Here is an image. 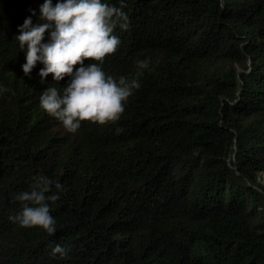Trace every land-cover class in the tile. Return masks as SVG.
<instances>
[{"label":"trees","instance_id":"trees-1","mask_svg":"<svg viewBox=\"0 0 264 264\" xmlns=\"http://www.w3.org/2000/svg\"><path fill=\"white\" fill-rule=\"evenodd\" d=\"M44 2L0 0V264H264V0H125L103 69L151 66L118 122L76 133L40 107L70 78L22 69ZM38 175L65 189L53 235L9 219Z\"/></svg>","mask_w":264,"mask_h":264},{"label":"clouds","instance_id":"clouds-1","mask_svg":"<svg viewBox=\"0 0 264 264\" xmlns=\"http://www.w3.org/2000/svg\"><path fill=\"white\" fill-rule=\"evenodd\" d=\"M119 5L104 0H64L53 6L52 0H45L39 22L33 25L31 17L27 18L15 37L20 49L26 51V63L22 65L25 76H30L40 62L44 65L39 72L42 83L50 74L58 84L70 78L62 91L48 87L40 96V107L70 133H76L85 121L102 126L118 122L151 66L149 57L137 59V70L129 76L114 77L104 71L105 58L114 54L121 43L114 34L116 29L127 30L130 25L125 0H119ZM46 33H50V40L43 43ZM86 60L95 62L85 66ZM9 91L0 87V93ZM116 131L119 134L122 129ZM64 191L57 180L46 175L34 177L31 191L14 195L21 211L9 219L23 228L39 227L53 235L57 222L50 214V202L59 200ZM69 251L57 244L51 254L65 258Z\"/></svg>","mask_w":264,"mask_h":264}]
</instances>
